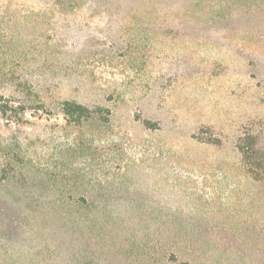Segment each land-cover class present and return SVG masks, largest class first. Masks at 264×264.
<instances>
[{
	"label": "rangeland",
	"instance_id": "1",
	"mask_svg": "<svg viewBox=\"0 0 264 264\" xmlns=\"http://www.w3.org/2000/svg\"><path fill=\"white\" fill-rule=\"evenodd\" d=\"M0 105V264H264V0H0Z\"/></svg>",
	"mask_w": 264,
	"mask_h": 264
},
{
	"label": "trees",
	"instance_id": "2",
	"mask_svg": "<svg viewBox=\"0 0 264 264\" xmlns=\"http://www.w3.org/2000/svg\"><path fill=\"white\" fill-rule=\"evenodd\" d=\"M63 106L64 116L78 120L86 119L92 113L81 105L64 103ZM0 111L9 118L16 116L15 110L7 105H0ZM235 147L245 173L254 180H264V147L260 138L244 133L237 139Z\"/></svg>",
	"mask_w": 264,
	"mask_h": 264
}]
</instances>
